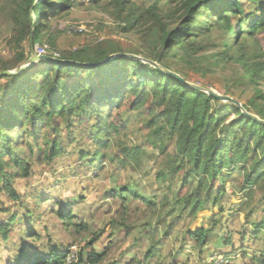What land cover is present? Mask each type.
Listing matches in <instances>:
<instances>
[{
  "label": "trees",
  "instance_id": "obj_1",
  "mask_svg": "<svg viewBox=\"0 0 264 264\" xmlns=\"http://www.w3.org/2000/svg\"><path fill=\"white\" fill-rule=\"evenodd\" d=\"M86 2L0 0V27L6 33L8 51L0 52V73L26 64L37 45L59 51L58 57L53 52L49 57L85 64L104 62L119 53L132 54L189 82L192 78L182 72L184 68L204 81L223 82L224 95L264 120V50L256 45L257 34L264 31V0H249L246 17L241 0H154L147 5L134 0ZM87 8L113 25L100 19L96 29L104 31L103 41L63 50L58 42L68 29H61L60 23L74 10ZM203 86L212 85L205 82ZM82 125L90 130L91 147H78L76 152L85 167L104 169L116 164L138 172L149 161L156 180L168 183L169 201L160 204L170 213L177 210L174 219L185 216L193 223L207 211L214 214L199 221L200 229L191 231L189 225L185 231L197 247H205L220 229L229 211L226 203L232 201L227 184L239 178L240 186L232 185V194L243 199L234 208L245 209L246 224L252 227L240 235L246 238L250 232L255 240L264 237V125L247 117L237 105L186 87L134 58L119 57L90 67L40 61L20 74L0 78V185L4 183L0 193L14 203L22 201L14 178L33 176L36 155L44 169H55L57 163L74 156L75 146L85 140ZM140 135L142 142L136 138ZM105 190L108 197L122 202L124 214L131 199L147 204L150 210L159 206L130 183ZM257 191L262 192L258 197ZM0 213L9 214L6 222L0 221V236L13 246L12 225L20 219L19 212L2 207ZM33 216L29 213L28 222ZM58 216L67 227L75 219L71 208ZM227 224L226 220V228ZM75 227L79 233L90 230L86 225ZM99 234H92L73 264H105L108 252L97 246ZM155 234L146 261L160 252L161 240ZM140 237L141 232L135 243ZM233 239L232 232L227 233L222 246H231L235 254ZM69 256L68 249L50 248L46 255L21 247L11 261L68 264ZM257 260L264 264V255Z\"/></svg>",
  "mask_w": 264,
  "mask_h": 264
},
{
  "label": "rangeland",
  "instance_id": "obj_2",
  "mask_svg": "<svg viewBox=\"0 0 264 264\" xmlns=\"http://www.w3.org/2000/svg\"><path fill=\"white\" fill-rule=\"evenodd\" d=\"M134 1L140 5H147L154 0ZM241 2L246 10L242 16L246 17L251 2L249 3V0H241ZM89 4L90 0H87L86 5ZM100 19L102 16L96 10L88 8L74 10L68 20L60 23V28L68 29V34L59 39V47L63 50H75L91 41L97 43L103 41L104 31L96 29ZM1 21L0 19V25ZM102 21L106 25H113L106 18ZM233 22L234 27H238L236 20ZM5 36L6 33L2 32L0 27V52L2 53H8L4 42ZM256 39L258 40L256 45L264 50V31L259 32ZM45 46L48 53L53 52L50 45ZM55 53L59 54V51ZM182 72L192 78L190 82L200 86L209 82L212 86L208 88L222 95L225 94L223 82L216 79L204 81L187 68H184ZM242 99L247 101L246 98ZM153 100L156 105L160 103L157 97ZM80 133L85 140L81 145L75 146L74 156L67 158L66 162L57 163L55 169L53 167L44 169L36 155L33 162V176L25 179L17 176L14 178L13 186L23 197L22 201L14 203L8 195L0 193V208H10L19 212L20 215V219L12 225L11 240L14 247L0 236V264H12L11 260L21 247L37 250L46 255L50 248L68 249L70 254L76 253L78 256L80 249L91 240L94 232L100 233L97 246L100 249L107 248L108 258L105 264L115 261H118V264H137V262L142 264H259L260 260L257 259L264 255V237L261 240H255L249 232L248 237L243 238L240 233H247L252 227L246 224L245 209L239 210L236 206L234 208V205L240 204L243 195L233 196L232 185L239 187L241 178L238 177L237 181L227 184L232 200L226 203L229 211L222 218L221 227L211 237L210 242L205 247L199 248L195 240L185 237V231L189 229V225H192L191 231L200 229L199 221L208 214L214 216L213 213L207 211L202 214L199 221L193 223L185 216L182 219H174L177 210L170 213L168 207L160 204L163 200L169 201L168 183L165 186L156 180L155 174L150 173L153 167L149 161L145 163V168L138 172H129L116 164L107 165L104 169L98 165L94 169L85 167L80 162V156L76 150L78 147H84V149L91 147L88 143L90 130L82 125ZM136 138L138 142H142L141 135ZM10 172L14 173V171ZM126 183L132 184L143 197L155 201L159 206L150 210L147 204L131 199L129 209L124 214L122 202L108 197L105 189L108 186L116 187ZM3 184L2 182L0 189ZM261 194L260 191L256 192L257 197ZM31 205L32 210L29 208ZM70 208L75 219L72 226L67 227L60 220L58 213ZM28 209L29 213L32 212L34 215L32 222H28ZM8 219L9 214L0 213L1 222H6ZM226 220L228 228L224 226ZM81 225L88 226L90 230L77 232L75 226ZM155 231L161 240L158 244L160 252L155 258L146 261L145 255L149 244L154 241ZM140 232L142 237L138 243H135L134 240L140 236ZM226 232L233 234V243L237 250L235 254L231 246L227 248L222 246L227 236Z\"/></svg>",
  "mask_w": 264,
  "mask_h": 264
},
{
  "label": "water",
  "instance_id": "obj_3",
  "mask_svg": "<svg viewBox=\"0 0 264 264\" xmlns=\"http://www.w3.org/2000/svg\"><path fill=\"white\" fill-rule=\"evenodd\" d=\"M119 57H127V58H134V59H138V60H143V61L149 63L150 65L154 66L156 69L160 70L161 72H163L167 75H170V76L176 78L177 80L181 81L186 87L193 88V89L198 90L200 92H204V93H206V94H208V95H210V96H212V97H214V98H216L222 102L233 103V104L237 105L247 117H249V118H251V119H253V120L264 125V120L260 119L256 115L251 114L248 111H246L242 107V105L237 100L233 99L232 97H230L228 95H222L219 92H217L211 88H205L203 86L196 85L192 82H189L185 78L180 76L179 74H177L173 71H170V70L158 65L155 62L145 60V59H141L140 57H137V56L132 55V54L119 53V54L112 55L110 58H108L104 62H100V63H96V64H85V63H80V62H76V61L58 60V59H55V58H52V57H49L46 55L40 56L34 51L32 53L31 58L29 59V61L26 64H24L22 67H20L19 69H16V70H6V71L1 72L0 78L3 76H6V75L20 74V73L28 70L29 68H31L33 65H35L37 62H40V61H50V62L58 63V64H68V65L90 67V66H99V65L105 64V63H107V62H109L115 58H119Z\"/></svg>",
  "mask_w": 264,
  "mask_h": 264
},
{
  "label": "built area",
  "instance_id": "obj_4",
  "mask_svg": "<svg viewBox=\"0 0 264 264\" xmlns=\"http://www.w3.org/2000/svg\"><path fill=\"white\" fill-rule=\"evenodd\" d=\"M35 52L40 55V56H43V55H46L48 56L50 53H48L47 51V47L44 45V46H40V45H37L35 47ZM54 56L55 57H58L59 54L58 53H54ZM78 259H77V254L76 253H73V254H70L69 258H68V264H73V263H77ZM89 264V263H87Z\"/></svg>",
  "mask_w": 264,
  "mask_h": 264
}]
</instances>
